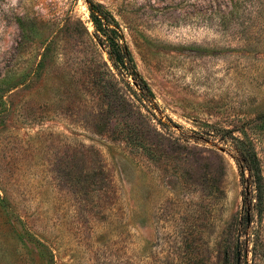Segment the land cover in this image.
I'll return each instance as SVG.
<instances>
[{
  "label": "rangeland",
  "instance_id": "obj_1",
  "mask_svg": "<svg viewBox=\"0 0 264 264\" xmlns=\"http://www.w3.org/2000/svg\"><path fill=\"white\" fill-rule=\"evenodd\" d=\"M91 2L187 136L152 159L113 129ZM0 97V264H264L233 149L252 140L264 190V0H0Z\"/></svg>",
  "mask_w": 264,
  "mask_h": 264
},
{
  "label": "trees",
  "instance_id": "obj_2",
  "mask_svg": "<svg viewBox=\"0 0 264 264\" xmlns=\"http://www.w3.org/2000/svg\"><path fill=\"white\" fill-rule=\"evenodd\" d=\"M91 18L95 26L96 38H98L101 45L107 48L111 60V65L105 60L102 61V65H97L98 67L94 69L95 78L97 83L105 90L108 96V105L115 109L117 118H121L126 114L113 125V129L118 131L131 150L144 153L151 159L158 156L162 148L151 142L153 135L163 137L161 141L171 137L178 143L182 138H187L181 131H179V136H175L173 133H163L164 129L162 128L173 130L172 128H178L179 125L173 121L168 124L157 117L155 113L157 103L154 92L147 80L139 75L132 53L122 40L121 30L115 23L111 13L101 3L91 2ZM125 77L132 78L135 85H131ZM120 79L125 80L127 88L131 90L130 95L123 90ZM17 84L12 83L9 85L8 90L13 89ZM136 87L138 89H135ZM0 100H3V98L0 97ZM137 100L154 117L145 115ZM124 104L128 105L129 113L122 111L121 106ZM152 120H156L161 127L154 124ZM234 138L236 140L233 146L234 155L240 168L241 177L244 180L246 172L248 173L249 179L256 190L254 198L262 201L264 195L262 172L253 142L247 135L245 137L234 136ZM252 202L251 200L247 211L246 224L253 221L257 204Z\"/></svg>",
  "mask_w": 264,
  "mask_h": 264
},
{
  "label": "water",
  "instance_id": "obj_3",
  "mask_svg": "<svg viewBox=\"0 0 264 264\" xmlns=\"http://www.w3.org/2000/svg\"><path fill=\"white\" fill-rule=\"evenodd\" d=\"M238 264H241V259H240V252H238Z\"/></svg>",
  "mask_w": 264,
  "mask_h": 264
}]
</instances>
